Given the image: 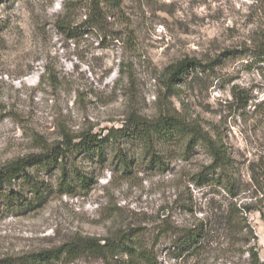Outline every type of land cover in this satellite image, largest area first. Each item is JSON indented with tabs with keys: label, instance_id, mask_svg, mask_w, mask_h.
<instances>
[{
	"label": "rangeland",
	"instance_id": "obj_1",
	"mask_svg": "<svg viewBox=\"0 0 264 264\" xmlns=\"http://www.w3.org/2000/svg\"><path fill=\"white\" fill-rule=\"evenodd\" d=\"M86 6L0 0V166L40 152L63 133L104 138L133 115L154 121L177 114L227 145L238 196L196 186L210 163L201 146L188 148L181 138L161 144V166L137 139L122 138L99 158L68 159L93 179L90 190L62 185L59 170L40 167L31 169L44 187L39 199L27 188L16 195L22 180L6 189L16 196L0 198V264H23L76 236L111 237L120 229L140 230L159 264H244L247 254L219 241L200 256L169 251L178 231L231 201L258 210L249 215L257 237L251 244L264 263V63L254 57L264 37V1L121 0L120 7L106 6L98 25ZM62 19L65 30L57 27ZM184 59L206 68L169 91L165 70ZM125 153L132 161L126 171L119 163Z\"/></svg>",
	"mask_w": 264,
	"mask_h": 264
},
{
	"label": "trees",
	"instance_id": "obj_2",
	"mask_svg": "<svg viewBox=\"0 0 264 264\" xmlns=\"http://www.w3.org/2000/svg\"><path fill=\"white\" fill-rule=\"evenodd\" d=\"M264 1V0H259ZM89 9V20L98 25L107 18V7H120L121 0H84ZM57 27L65 30L66 19L58 22ZM254 57L264 63V37L260 36L255 47ZM205 66L195 59H184L166 68L165 86L175 90L182 84L190 71L204 69ZM61 141L42 144L41 151L17 158L0 166V198L13 200L22 195L26 188L37 199L43 196L44 187L31 173L32 168L40 167L45 171L59 170L61 184L77 185L81 190L91 189L92 178H89L79 167H71L68 159L74 155L99 158L106 145L117 146L122 138L137 139L139 147L152 156L151 162L163 165L157 149L161 144H168L176 139H187L188 148L201 146L209 156L210 163L196 175L198 188L215 185L226 190L231 199L237 194L236 184L232 181L235 172V161L231 157L227 145L220 137H214L198 121L177 114H168L150 121L133 115L119 129H112L104 138L86 131L78 135L62 134ZM130 153L122 154L119 163L123 169L129 170ZM22 180L24 187L18 193L6 191L15 181ZM258 211L252 205H238L231 201L226 206L213 208L210 218L198 220L190 228L178 231L170 253L175 258L200 256L216 242L227 244V248H236L241 256L248 255L244 264H264L256 244H251L257 237L249 221V215ZM264 221V213L262 214ZM167 231V230H166ZM164 231V232H166ZM168 233V231L166 232ZM140 230L120 229L111 237L95 238L76 236L53 249L29 255L23 264H74L82 260H97L102 264H159L156 247L144 240ZM247 247V248H246ZM236 264V263H234Z\"/></svg>",
	"mask_w": 264,
	"mask_h": 264
}]
</instances>
